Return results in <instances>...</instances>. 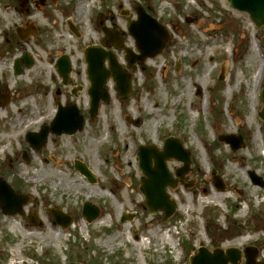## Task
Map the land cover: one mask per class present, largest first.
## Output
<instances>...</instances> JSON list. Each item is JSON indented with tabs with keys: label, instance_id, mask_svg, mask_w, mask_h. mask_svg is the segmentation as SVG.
<instances>
[{
	"label": "rangeland",
	"instance_id": "1",
	"mask_svg": "<svg viewBox=\"0 0 264 264\" xmlns=\"http://www.w3.org/2000/svg\"><path fill=\"white\" fill-rule=\"evenodd\" d=\"M25 1L21 11L23 1H0V94L8 97L0 108V179L30 198L24 218L0 212V264H189L201 247L249 246L259 251L256 261L264 262V123L257 118L264 31L231 10L228 0H86L75 21L76 39L68 20L75 19L82 0H45L41 9L40 0ZM135 6L168 29L170 42L161 55L132 68L127 100L117 97L109 81V103L90 121L83 51L102 38L100 15L107 27L116 24L126 32L136 19ZM17 29L33 32L22 42ZM123 44L134 47L128 35ZM111 52L126 69L124 52ZM23 55L33 65L15 76L13 63ZM62 56L72 64L67 87L55 69ZM57 103L77 107L83 130L71 137L49 135L39 151L31 149L25 135L49 126ZM230 135L242 137L240 150L217 141ZM168 138H178L190 153L183 183L191 187L168 190L178 208L163 222L161 213L145 209L136 154L139 146L160 150ZM75 162L86 167L94 184L74 169ZM181 166L167 163L172 175ZM249 172L262 179V188L252 185ZM212 175L221 178L224 192L213 188ZM84 202L102 211L91 225L81 217ZM51 209L71 217L72 225L53 226ZM32 215L37 227L29 224ZM167 229L179 233L173 242Z\"/></svg>",
	"mask_w": 264,
	"mask_h": 264
},
{
	"label": "water",
	"instance_id": "2",
	"mask_svg": "<svg viewBox=\"0 0 264 264\" xmlns=\"http://www.w3.org/2000/svg\"><path fill=\"white\" fill-rule=\"evenodd\" d=\"M229 6L240 12H245L250 16V20L257 28H264V0H229ZM137 21L128 25L130 35L134 38L136 44V51L139 56H134L126 51L125 59L128 63L129 69L135 62L142 64L148 58H154L161 54L165 43L168 42V35L159 25L149 18L141 8L136 9ZM99 28L102 30L107 39L111 42H116V38L109 36L107 29L102 25L101 18L98 22ZM105 46H107L105 44ZM117 46V45H115ZM85 60L88 65L87 74L90 83L88 95L90 98V118L93 119L97 115L99 103L107 104L109 102V95L104 88L105 83L109 78H112L115 83V89L118 97L127 99L131 91V75L123 70L116 62L115 57L111 53H105L99 48H89L85 54ZM109 62V70L103 67L104 61ZM23 63L26 68L31 66L28 57L23 58ZM70 66L66 60H60L57 63L58 74L63 78L64 83L67 80ZM16 75L21 73L19 62H16L14 67ZM66 84V83H65ZM260 101L263 104V110L259 113V118L264 121V90L262 91ZM7 103V98L0 96V106ZM84 120L79 115L76 107L62 108L58 105L57 114L49 127H42L38 134L29 133L26 135L27 143L36 151L41 149L47 142L49 133L54 136L74 135L76 132L82 131ZM220 141L228 144L232 151L241 148L242 141L240 137L226 136L220 137ZM139 169L142 173L140 179L139 191L142 193L146 206L151 214H156L161 211L164 215V220L170 217L176 205L171 201L166 194V188H175L176 184L173 182L169 174L166 162L168 160H176L184 164V167L176 171V177L182 180L183 176L188 172L189 168V154L186 153L180 143L176 140L169 139L164 143L162 151H158L153 147H140L138 150ZM24 161H28L27 156L23 155ZM75 169L87 178L90 183L94 180L90 173L80 164L75 163ZM249 178L254 185L262 186L261 181L253 173L249 174ZM214 186L223 191V186L220 181L214 180ZM29 203V198L24 195H15L11 188L0 179V211L5 215L14 216L16 214L24 216L23 207ZM49 214L55 220V224L61 228H67L71 219L64 216L58 210H50ZM100 211L85 203L83 205L82 216L87 223L93 222L99 216ZM31 224L36 225L35 217L31 218ZM245 264H256L257 251L248 248L244 250ZM241 258V253L235 249H228L225 255L222 250H215L209 253L206 249H199L192 258L190 264H238Z\"/></svg>",
	"mask_w": 264,
	"mask_h": 264
},
{
	"label": "flooded vegetation",
	"instance_id": "3",
	"mask_svg": "<svg viewBox=\"0 0 264 264\" xmlns=\"http://www.w3.org/2000/svg\"><path fill=\"white\" fill-rule=\"evenodd\" d=\"M19 1H21V0H18V2ZM24 2H26L25 0L23 1V3L20 5V11H21V8L23 9V6H24ZM46 5V2H45V0H40V9H41V7H43V6H45ZM37 8H39L37 5L35 6V9H37ZM37 11V10H36ZM146 11V13L148 14V15H150L151 16V12L150 11H148V10H145ZM151 17H153V16H151ZM154 18V17H153ZM156 19V18H155ZM127 26V25H126ZM108 28L111 30V34H114V33H116V31L117 32H119V37L121 38V40H122V43H124V39H125V37L127 38V32H125L124 31V28H122V29H120L119 28V26L118 25H116V24H110L109 26H108ZM125 29H126V27H125ZM68 30H69V32H71V33H73L74 34V32L75 33H77V35H79V33H78V31L77 30H75V27H73V26H71L70 24H68ZM126 31H127V29H126ZM101 33V32H100ZM18 38H19V36H18ZM76 39H78V38H76ZM19 41H21V39L19 38ZM101 43H107L108 45H109V41L108 40H106V39H104V37L102 36V38L99 40V42H98V44L97 45H94V46H101ZM124 45V44H123ZM111 47V46H110ZM6 48H8V46H5V49ZM110 50H111V48H109ZM83 54H84V51H83ZM69 58V57H68ZM16 60V59H15ZM70 60V59H69ZM70 63H71V61H70ZM71 67H72V64H71ZM72 74V69H71V73H70V75ZM68 83H69V86L71 85V81H70V78L68 79ZM80 89H82V88H79V90L78 91H80ZM77 92V90H72L71 91V95H73L74 97H76L75 96V92Z\"/></svg>",
	"mask_w": 264,
	"mask_h": 264
},
{
	"label": "bare ground",
	"instance_id": "4",
	"mask_svg": "<svg viewBox=\"0 0 264 264\" xmlns=\"http://www.w3.org/2000/svg\"><path fill=\"white\" fill-rule=\"evenodd\" d=\"M0 1H4V0H0ZM22 1H24V0H22ZM85 5H86L85 3L81 2V3H79L76 6V8H75L76 17H75V19H69L68 20V24H70L73 27L76 26L75 21L77 22V20L83 15V11H84ZM3 6L5 8V13L7 14L10 10H9V8H6V5L5 4ZM41 13H42V10L38 11L37 12V15H36V18L41 19V16H40ZM5 16H7V15H5ZM31 22H34V19L28 20L26 23L27 24H31ZM77 23H79V22H77ZM85 36H88V33L87 32L85 33ZM73 37L74 38L76 37L78 39L80 38L79 35H77V33H75V32H74V36ZM19 126H20V123H18V125L16 127H12L11 130L13 131L15 128H18ZM58 233L61 234L60 231H58ZM139 247H141V245H139Z\"/></svg>",
	"mask_w": 264,
	"mask_h": 264
}]
</instances>
